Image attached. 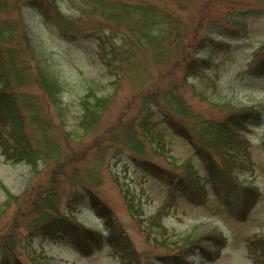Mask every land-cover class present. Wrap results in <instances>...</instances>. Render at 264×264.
I'll return each instance as SVG.
<instances>
[{"label":"trees","instance_id":"1","mask_svg":"<svg viewBox=\"0 0 264 264\" xmlns=\"http://www.w3.org/2000/svg\"><path fill=\"white\" fill-rule=\"evenodd\" d=\"M66 1L0 0V154L6 162L30 164L35 175L42 170V163L45 166L54 164L47 183H31L29 190L22 195L10 193L2 184L9 197L0 202V216L10 205L14 206V210L8 230L0 234V264H54L52 257L43 250L31 249V262L21 257L19 248L26 247L36 237L64 240L81 254H89L107 241L112 244L115 242L117 247H114V252L122 257L120 264H143L145 253L151 255L148 251H137L134 244L128 241L114 211L99 197L88 178L76 180L64 202L65 207L60 208L62 198L58 188L62 178L59 177L65 168L64 162L59 159L60 145L51 139L43 124L33 94L20 88L29 81L36 83L61 116L63 104L60 101L65 84L46 64L44 49L34 43L24 29V22L19 19L16 26L14 22L1 18L18 7H26L41 16L45 14L47 18L51 9L60 15L63 24H70L64 15L68 7L91 14L100 13L116 27L112 36L120 38V43L115 46L110 45L105 35L97 36L96 42L98 58L115 74L119 71V65L122 71L119 75H124L135 65L138 74L149 72V59L160 68V72H165L161 70L164 64L176 58L172 71L174 73L180 67L182 80H175V83L166 87L141 95L142 102L136 119L132 117L121 130L129 151H120L139 168L168 180L169 197L154 214L143 217V190L135 193L125 188L124 182H120L117 177L115 180L124 191L128 209L139 218L143 231L151 227L149 239H154L157 246L166 249L163 253L153 254V261L157 260L160 264H206L212 261L219 253L220 244L227 238L225 232L218 226L205 229L195 226L186 233H179L166 224V208L172 204V200L179 202L178 198L196 203L209 192L223 202L236 206L237 213L244 216L248 208L264 200V192L254 176L257 163L253 159L252 144L247 135L252 125L264 121V107L247 104L237 106L219 119H207L201 115L191 118L188 115L189 105L182 90L184 83L189 82L192 75L209 67L211 61L205 49L197 53L194 48L191 54V46L195 43L193 40L184 42L185 21L179 20L170 10L186 7L184 0H71L65 8ZM123 24H126V29L120 28ZM15 26L21 30L19 37L14 32ZM198 26L194 30L195 39ZM206 37L207 34L203 35L196 43L202 44V39L204 41ZM207 39L204 44L208 42ZM166 41L169 42L167 46ZM262 49L264 46L255 49L253 55L259 57ZM139 52L144 53L147 62L137 61ZM26 53L35 61V71L31 75H28L29 70L20 58ZM259 58L253 65L249 63L248 71L255 72L257 69L259 75H264V54ZM195 90L196 94L202 95V91L198 92L196 87ZM99 92L89 85L78 99L81 107L79 125L86 130L98 125L104 111L113 102L110 93L103 90ZM31 119V124L41 133L35 142L30 138ZM162 124L191 144L193 149L192 156L182 162L173 157L174 165L168 168L160 166L162 164L152 159L148 152L150 149L159 155L169 154L170 148ZM47 125H51L50 122ZM59 127L63 138L72 144L74 132L67 130L61 123ZM127 152L130 156H127ZM93 179L97 181L96 176ZM81 204L89 205L104 218V223L109 227L107 235L78 220L76 212ZM21 227L27 228V237L18 236ZM246 247L254 263L264 264V232L247 237Z\"/></svg>","mask_w":264,"mask_h":264},{"label":"rangeland","instance_id":"2","mask_svg":"<svg viewBox=\"0 0 264 264\" xmlns=\"http://www.w3.org/2000/svg\"><path fill=\"white\" fill-rule=\"evenodd\" d=\"M70 1H66L65 8ZM184 4H186L184 8H170L173 15L185 21L184 42L193 40L195 43L191 46V54L194 48L197 53L205 49L211 61L209 67L201 73L192 75L189 82L184 83L182 90L189 105L188 115H191V118L201 115L207 119H219L237 106L247 104L264 107V75H259L257 69L255 72L248 71L249 63L252 62L253 65V62H256V59L260 60L259 57L264 54L262 49L259 57L253 55L255 49L264 46V0H184ZM48 15L49 18L26 7H18L1 18L14 22L15 25L19 19L24 22V29L34 43L44 49L46 64L65 84L62 102L60 101L63 104L61 116L54 103L49 102L50 99L36 83L29 81L20 88L33 94L43 117V124L51 139L60 145L59 159L65 166L59 177L62 178L58 188L62 198L60 208L65 207L64 202L76 180L88 178V181L94 184L99 197L114 211L128 241L134 244L137 251L151 252V255L145 253L143 264H160L157 260L153 261L152 255L163 253L166 249L157 246L154 239H149L148 231L151 227L148 226L143 231L139 218L128 209L124 191L115 177L124 182L125 188L132 189L135 193L143 190L141 204L143 217L154 214L169 197L166 194L169 186L158 174H149L139 168L120 151L122 149L129 151L121 130L138 113L143 97L141 95L159 87H166L170 83H175V80H182L180 67L174 73L172 71L176 58L164 64L161 70L166 71L160 72V68L151 59L149 62L145 61L144 53L139 52L137 61L149 63V72L138 74L135 65L124 75H119L122 72L119 65L117 67L119 71L116 74L112 73L98 58L96 52L99 35L107 36L110 45L120 43V38L112 36V32L116 30L112 23L106 21L100 13L91 14L69 7L66 8L64 15L70 24H63L56 11L50 9ZM197 24L198 36L195 39L194 30ZM16 26L14 32L19 37L21 30ZM121 26V29H126V24ZM205 34L207 37L204 41L202 39L203 43L200 45L196 43ZM206 39L208 42L204 44ZM168 44L166 41V46ZM20 58L29 70L28 75H31L35 71V61L27 53ZM89 85L99 94L101 90L110 93L113 102L104 111L98 125L86 130L79 125L81 107L78 99ZM195 87L198 92H203L202 95L195 93ZM23 111L27 113L26 110ZM31 121L32 119L29 126L30 138L35 142L41 133ZM47 122L51 125H47ZM60 123L67 130L74 132L72 144H68L67 139L63 138ZM161 127L165 131L170 151L169 154L159 155L148 149L152 159L162 164L160 166L168 168L174 165V158L182 162L186 157L192 156V149L185 140L163 124ZM248 135L253 145V159L257 163L254 176L259 188L264 192V149L261 146L264 138V121L248 132ZM53 165L49 163L45 166L42 163L40 166L42 170L35 175L30 164L9 163L0 154V202L6 201L9 197L2 184L10 193L22 195L29 190L31 183L35 185L47 183ZM93 176L97 177V181H94ZM178 200L177 203L172 200V204L166 208L165 221L171 228L179 233H186L195 226L199 229L218 226L226 233L227 238L221 245L218 256L206 264H256L248 255L246 239L250 234L264 232V200L259 201L242 217L237 213L236 206L223 202L214 194L196 203L185 201L183 198ZM13 210L14 206L10 205L0 216V234L8 230ZM76 216L80 222L91 227L107 228L102 223V218L86 204L80 205ZM28 235L27 228L21 227L18 236L24 238ZM114 247H117L115 242L113 244L107 242L93 253L83 255L62 240L53 241L36 237L26 247H20L19 252L27 262H31L30 250L36 249L43 250L51 256L54 264H120L122 257L114 252ZM198 262L196 259V263Z\"/></svg>","mask_w":264,"mask_h":264}]
</instances>
